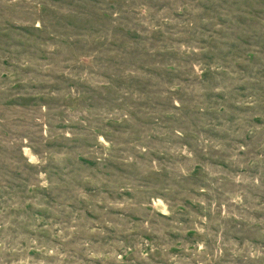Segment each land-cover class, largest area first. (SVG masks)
Listing matches in <instances>:
<instances>
[{
  "label": "rangeland",
  "instance_id": "obj_1",
  "mask_svg": "<svg viewBox=\"0 0 264 264\" xmlns=\"http://www.w3.org/2000/svg\"><path fill=\"white\" fill-rule=\"evenodd\" d=\"M0 264H264V0H0Z\"/></svg>",
  "mask_w": 264,
  "mask_h": 264
}]
</instances>
